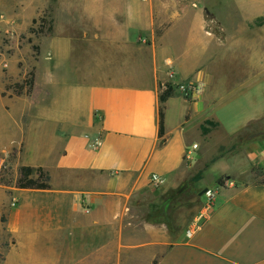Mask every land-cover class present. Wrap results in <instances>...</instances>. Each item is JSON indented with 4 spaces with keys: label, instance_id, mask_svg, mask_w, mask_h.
Segmentation results:
<instances>
[{
    "label": "crops",
    "instance_id": "crops-1",
    "mask_svg": "<svg viewBox=\"0 0 264 264\" xmlns=\"http://www.w3.org/2000/svg\"><path fill=\"white\" fill-rule=\"evenodd\" d=\"M8 82L0 73V144L51 187L11 188L8 264H264V184L248 182L264 174V0H55L29 93ZM205 121L217 126L202 135ZM217 163L232 186L216 184L186 238ZM158 208L172 236L144 220Z\"/></svg>",
    "mask_w": 264,
    "mask_h": 264
},
{
    "label": "rangeland",
    "instance_id": "rangeland-1",
    "mask_svg": "<svg viewBox=\"0 0 264 264\" xmlns=\"http://www.w3.org/2000/svg\"><path fill=\"white\" fill-rule=\"evenodd\" d=\"M54 8L55 0H0V73L4 80L9 81L6 87L16 95L27 94L31 88L33 80L30 85L28 74L34 73L39 60L40 41L53 30ZM11 68L17 71L15 78L7 75ZM256 129L260 130V127ZM13 154L12 151L9 163L0 170V264H8L9 257L16 258L20 254L6 221L7 211L13 207L11 188H18L21 179V167L14 171L10 165ZM226 166L232 168L230 162ZM209 169L205 181L200 183L201 187L214 188L217 184L222 168L217 163ZM170 226L167 232L172 236L177 230L172 224Z\"/></svg>",
    "mask_w": 264,
    "mask_h": 264
},
{
    "label": "trees",
    "instance_id": "trees-1",
    "mask_svg": "<svg viewBox=\"0 0 264 264\" xmlns=\"http://www.w3.org/2000/svg\"><path fill=\"white\" fill-rule=\"evenodd\" d=\"M30 76V85L33 80V73L28 74ZM32 86V85H31ZM31 89V88H30ZM30 91V90H29ZM28 91V93H29ZM173 92V88L170 85H166L165 89L162 90L159 94V102H160V107H159V113H158V118H159V134L161 135L163 132V107L162 104L166 101L167 98L171 96ZM217 126L216 123H213L212 121H205L204 124L200 126V131L202 135L208 134L213 128ZM258 134H244L241 136L238 140L239 142H245L246 140L251 139L252 137H257ZM238 142V143H239ZM34 172L35 170L32 168L28 167H21L20 174H21V179L18 184V188L20 189H33V190H50L51 187L49 185V176L46 175L43 172H37L38 175L37 177H34ZM227 176L220 177L217 180V184L221 185L224 179H227ZM251 183L255 184H264V174L261 173V171H255L252 170L250 172V178L249 181ZM175 194L177 195V192H171L169 196H166L165 202H170L175 198ZM163 207L164 209H168L167 205ZM154 209V207L152 208ZM145 221L151 222V223H157V222H162L164 223L168 228H171V224L169 222V219L165 218V215L162 214L161 209L158 208L156 211H151L148 215L145 216L144 218Z\"/></svg>",
    "mask_w": 264,
    "mask_h": 264
},
{
    "label": "built area",
    "instance_id": "built-area-1",
    "mask_svg": "<svg viewBox=\"0 0 264 264\" xmlns=\"http://www.w3.org/2000/svg\"><path fill=\"white\" fill-rule=\"evenodd\" d=\"M5 66L6 65H4V67ZM180 90L184 93V95L187 96L195 92L196 88L192 86H181ZM96 145H98V143H96ZM17 146V143H15L14 141L0 144V170L9 163L11 152L14 151V149H19L16 148ZM196 147V145H192L185 149L184 161L188 162L192 159V152ZM150 183L155 189H157L162 185L163 180L158 175L151 174ZM220 186H232V182L224 179ZM202 195L204 197V203L200 211H198V213L196 214L193 222L185 229L184 236L186 238H191L199 230L200 224L208 217L211 210L213 209L216 190L213 188H207ZM15 204L16 200L12 198L11 206H15Z\"/></svg>",
    "mask_w": 264,
    "mask_h": 264
},
{
    "label": "water",
    "instance_id": "water-1",
    "mask_svg": "<svg viewBox=\"0 0 264 264\" xmlns=\"http://www.w3.org/2000/svg\"><path fill=\"white\" fill-rule=\"evenodd\" d=\"M206 190V189H205ZM205 190L202 192V194L205 192Z\"/></svg>",
    "mask_w": 264,
    "mask_h": 264
}]
</instances>
